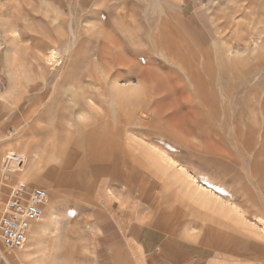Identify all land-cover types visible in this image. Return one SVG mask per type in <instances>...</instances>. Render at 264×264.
Returning <instances> with one entry per match:
<instances>
[{
    "label": "rangeland",
    "instance_id": "rangeland-1",
    "mask_svg": "<svg viewBox=\"0 0 264 264\" xmlns=\"http://www.w3.org/2000/svg\"><path fill=\"white\" fill-rule=\"evenodd\" d=\"M99 136L119 151L89 157ZM0 147V212L18 179L56 211L45 253L24 243L17 264H102L88 223L64 222L80 207H110L129 232L160 216L232 228L204 191L262 238L264 0H0Z\"/></svg>",
    "mask_w": 264,
    "mask_h": 264
},
{
    "label": "crops",
    "instance_id": "crops-1",
    "mask_svg": "<svg viewBox=\"0 0 264 264\" xmlns=\"http://www.w3.org/2000/svg\"><path fill=\"white\" fill-rule=\"evenodd\" d=\"M92 153L89 152L88 156ZM92 156L95 157L94 153ZM99 159L103 160L105 156ZM112 213L111 208L106 205H93L88 208L80 207L71 219L64 220L70 225L84 220L88 223L92 234L91 242L105 249L102 264H264V236L258 238L256 228L249 223L251 230L244 229V223L237 216L235 219L232 212L231 219L221 214L214 219H223L232 228L206 220L197 222L196 227L190 226V222L177 225L160 216L151 226L138 222L130 232L126 221L123 222L121 217ZM55 214L51 205L42 218L32 224L25 241L27 246L24 254H28L33 245L40 246L42 253H45L42 245L47 239L43 236L48 222L54 219ZM245 230H250V233ZM2 246L0 264H17L16 254L11 250L13 248ZM60 256L62 254L47 260L58 264L61 263ZM38 264L45 262L40 260Z\"/></svg>",
    "mask_w": 264,
    "mask_h": 264
},
{
    "label": "built area",
    "instance_id": "built-area-1",
    "mask_svg": "<svg viewBox=\"0 0 264 264\" xmlns=\"http://www.w3.org/2000/svg\"><path fill=\"white\" fill-rule=\"evenodd\" d=\"M23 157L8 152L1 164L2 175L8 180L19 170ZM48 202V192L40 186L30 185L23 179L11 183L0 212V240L7 248L21 247L32 224L40 220Z\"/></svg>",
    "mask_w": 264,
    "mask_h": 264
},
{
    "label": "bare ground",
    "instance_id": "bare-ground-1",
    "mask_svg": "<svg viewBox=\"0 0 264 264\" xmlns=\"http://www.w3.org/2000/svg\"><path fill=\"white\" fill-rule=\"evenodd\" d=\"M115 44V43H114ZM189 46V45H188ZM162 53V55H165L164 53L165 52H161ZM47 56H48V58H47V60H49V61H54V59L55 58H57L58 57V55H57V53H56V51L54 50V48H50V50H49V53L47 54ZM115 57H116V60H119L120 62H126V63H129V59L126 57V56H120V55H118V54H116V51H115ZM110 67L111 66H108V68H107V71H110ZM135 67V66H134ZM143 68V67H142ZM141 70V69H140ZM158 75V74H157ZM120 76H115V79H114V84L112 83V88H113V86L115 87L116 86V82H118L117 80H119L120 78H119ZM113 78V77H112ZM97 123H99V120H98V122ZM102 127V124H99V125H95V127L94 128H92L90 131H86V133H89V132H100V128ZM156 127V126H155ZM176 127V126H175ZM181 127V126H180ZM102 131V130H101ZM104 131V130H103ZM97 133V134H98ZM115 142H116V140H115ZM92 143L95 145H93V146H91L90 147V149L91 150H93V151H90V152H93L94 153V155L95 156H107L108 158H109V156H111V155H113L114 153V151H119L118 150V147H119V145H118V143L116 142V143H114V141H112L110 138H105V137H98V138H93L92 139ZM84 145H85V143H84ZM125 148L127 149V146H125ZM111 151H113V152H111ZM116 151V152H117ZM121 151H123V150H121ZM127 151V150H126ZM125 151V152H126ZM92 153V154H93ZM92 154H90V156H92ZM126 154V153H125ZM127 154H128V152H127ZM121 155V154H120ZM185 177V176H184ZM186 180V179H185ZM205 192V193H204ZM204 192H202V193H199V198H197L196 200H198L199 202H200V205L202 206V207H204L205 209H207V211H210V213H211V216L212 217H217V216H219V214H221V215H223V216H225L227 219L231 216V214L232 213H230V215H229V212H231L230 210V208H227L224 204H220L217 200H213L212 198H210L209 197V195H210V193H206V191H204ZM202 196V197H201ZM211 196V195H210ZM221 202V201H220ZM222 203V202H221ZM196 208V207H195ZM202 211V210H201ZM228 215V216H227ZM233 216V215H232ZM234 217V216H233ZM232 218V217H231ZM235 219H236V217H235ZM219 220V219H218ZM217 221V220H216ZM234 221V220H233ZM244 226H245V228H244ZM247 226H249L248 225V223H244V225H243V228L244 229H250V226H249V228L247 227ZM242 227V226H241ZM240 227V228H241ZM251 230V229H250ZM250 230L249 231H247V230H245V231H247L248 233H250ZM256 231V230H255ZM253 232H254V230H253ZM253 232H251V233H253ZM257 234H258V232H257ZM26 238H27V236H26ZM26 241V240H25ZM25 243V242H24Z\"/></svg>",
    "mask_w": 264,
    "mask_h": 264
}]
</instances>
